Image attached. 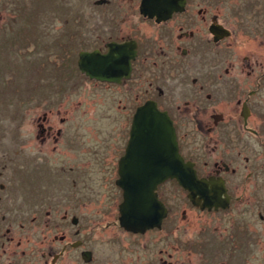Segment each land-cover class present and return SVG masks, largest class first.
<instances>
[{
    "label": "flooded vegetation",
    "instance_id": "1",
    "mask_svg": "<svg viewBox=\"0 0 264 264\" xmlns=\"http://www.w3.org/2000/svg\"><path fill=\"white\" fill-rule=\"evenodd\" d=\"M69 4H76V12ZM260 4L264 0H67L66 11L74 17L64 22L66 34L79 29L67 41L66 34L60 37L67 46L64 67L128 115L124 142L114 147L120 151L116 165L107 170L121 200L116 209L98 210L101 217L92 227L111 253L102 258L106 264H264ZM249 32L262 40L259 54L238 55L231 39ZM74 54L76 61L69 63ZM83 54L99 75L81 69ZM148 102L168 113L179 152L199 178L210 181L207 190L219 202L206 206L200 194L192 201L176 179H168L158 188L168 209L161 227L134 232L120 223L119 162L135 114ZM36 119L37 140L55 153L71 152L72 142L64 141L69 118L58 120L62 126L49 114ZM45 164L17 165L14 172L0 165V264H101L88 250V225L82 221L86 165H70L66 157ZM175 187L187 197L182 210L170 206Z\"/></svg>",
    "mask_w": 264,
    "mask_h": 264
},
{
    "label": "rangeland",
    "instance_id": "2",
    "mask_svg": "<svg viewBox=\"0 0 264 264\" xmlns=\"http://www.w3.org/2000/svg\"><path fill=\"white\" fill-rule=\"evenodd\" d=\"M66 5L67 0H0V165H8L14 172L17 165H46L48 161L51 165L64 157L70 165H86L81 194L87 195V206L82 221L88 225V250L106 264L102 258L111 253L102 249L98 229L93 231L92 227L101 217L98 210L106 211L109 205L116 209L121 200L122 193L115 189L114 177L107 170L116 165L113 161L120 151L115 152L114 147L124 142L128 115L121 105L99 98L100 94L90 87L85 89L72 68L64 67L68 64L64 56L67 46L60 37L66 34L67 16L74 17L66 11ZM69 5L71 12H76V4ZM260 8L264 12V5ZM75 28L77 32L79 27ZM75 28L64 36L66 41L73 37ZM242 35L231 39L237 45L236 53L243 56L251 50L259 54L255 50L262 40L250 32L248 37ZM75 57L72 55L69 63ZM44 114L57 119L56 123L61 118L70 119L64 141L72 142L71 152L63 149L55 153L51 146L37 140L36 118ZM75 196L73 193V200ZM170 198L172 210L185 208L183 200L187 197L179 187L171 189ZM107 234L110 232L103 233L101 239ZM170 247L168 251L174 253Z\"/></svg>",
    "mask_w": 264,
    "mask_h": 264
},
{
    "label": "water",
    "instance_id": "3",
    "mask_svg": "<svg viewBox=\"0 0 264 264\" xmlns=\"http://www.w3.org/2000/svg\"><path fill=\"white\" fill-rule=\"evenodd\" d=\"M156 1L164 4L171 0ZM79 65L88 75H99L84 54ZM119 166L117 184L123 190L119 218L121 225L129 231L144 232L161 227L168 209L159 199L158 188L168 179H176L181 187L189 191L192 201L196 194H200L206 206L219 202L207 190L210 181L199 178L193 163L186 161L179 152L173 122L155 102L138 108Z\"/></svg>",
    "mask_w": 264,
    "mask_h": 264
}]
</instances>
